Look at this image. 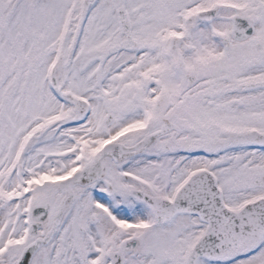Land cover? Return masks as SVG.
I'll use <instances>...</instances> for the list:
<instances>
[{
    "label": "snow or ice",
    "instance_id": "1",
    "mask_svg": "<svg viewBox=\"0 0 264 264\" xmlns=\"http://www.w3.org/2000/svg\"><path fill=\"white\" fill-rule=\"evenodd\" d=\"M0 264H264V0H0Z\"/></svg>",
    "mask_w": 264,
    "mask_h": 264
}]
</instances>
